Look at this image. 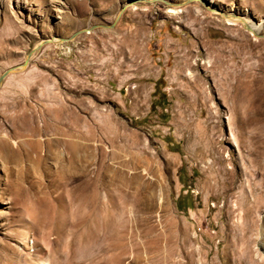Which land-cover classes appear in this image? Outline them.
<instances>
[{
    "label": "rangeland",
    "instance_id": "1",
    "mask_svg": "<svg viewBox=\"0 0 264 264\" xmlns=\"http://www.w3.org/2000/svg\"><path fill=\"white\" fill-rule=\"evenodd\" d=\"M94 24L0 84V264H264V0H0V74Z\"/></svg>",
    "mask_w": 264,
    "mask_h": 264
},
{
    "label": "water",
    "instance_id": "2",
    "mask_svg": "<svg viewBox=\"0 0 264 264\" xmlns=\"http://www.w3.org/2000/svg\"><path fill=\"white\" fill-rule=\"evenodd\" d=\"M122 11V10H121ZM245 26L250 29V26L247 24V23H244ZM97 25L94 24V25H91L90 27H87V28H84V29H80V30H77L75 31L74 33H72L70 36L68 37H58V40L59 41H68V40H71L72 38H74L75 36H77L79 33L83 32V31H88L89 29L91 28H94L96 27ZM101 26H104L106 27L105 25H101ZM50 41H54L53 38H50V39H44L42 40L40 43H38L25 57L24 61L18 65H15V66H12V67H9L7 68L6 70H4L1 74H0V84L1 82L3 81V79L6 77V75H8L10 72L18 69V68H21V67H24L28 64L29 60H30V57L32 56V54L34 53V51H36L37 49L41 48L43 44L45 43H48Z\"/></svg>",
    "mask_w": 264,
    "mask_h": 264
},
{
    "label": "bare ground",
    "instance_id": "3",
    "mask_svg": "<svg viewBox=\"0 0 264 264\" xmlns=\"http://www.w3.org/2000/svg\"><path fill=\"white\" fill-rule=\"evenodd\" d=\"M130 4V3H129ZM216 11V10H215ZM224 16L230 21V22H234V21H242V22H245L247 23L249 26H250V29L251 31L254 33V34H258V30L256 27L252 26L251 24L248 23L247 19L238 15V14H234V13H223ZM54 41H57L58 39L57 38H53Z\"/></svg>",
    "mask_w": 264,
    "mask_h": 264
},
{
    "label": "trees",
    "instance_id": "4",
    "mask_svg": "<svg viewBox=\"0 0 264 264\" xmlns=\"http://www.w3.org/2000/svg\"><path fill=\"white\" fill-rule=\"evenodd\" d=\"M165 95H163V101L160 103L162 106H164L166 103H165ZM157 103H154L153 106H156Z\"/></svg>",
    "mask_w": 264,
    "mask_h": 264
}]
</instances>
